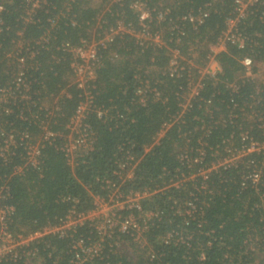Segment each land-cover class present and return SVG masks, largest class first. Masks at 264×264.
<instances>
[{"label":"trees","instance_id":"1","mask_svg":"<svg viewBox=\"0 0 264 264\" xmlns=\"http://www.w3.org/2000/svg\"><path fill=\"white\" fill-rule=\"evenodd\" d=\"M236 7L237 0H0V209H12L9 230L37 234L134 193L149 195L117 214L141 227L143 215H156L139 241L136 230L118 227L101 241L85 222L0 264H74L83 259L74 249L80 241L100 245L80 264H264V148L248 151L264 146V79L253 77L264 66V0L237 19L243 46L228 42L213 59L219 69L203 71ZM120 27L99 50L91 91L103 115L88 117L91 149L70 157L69 125L84 97L64 45Z\"/></svg>","mask_w":264,"mask_h":264},{"label":"built area","instance_id":"2","mask_svg":"<svg viewBox=\"0 0 264 264\" xmlns=\"http://www.w3.org/2000/svg\"><path fill=\"white\" fill-rule=\"evenodd\" d=\"M258 0H237V18L228 20V29L222 34V36L218 39L216 45L211 47V56L210 63H213L217 66V63L213 60L215 55L225 49V46L228 42L236 43L239 46H243L244 39L239 35L236 31V22L237 19L243 18L246 15V10L248 7L257 2ZM33 7H36V3H32ZM134 8L136 11L141 12L142 9L145 11V7L142 3H135ZM146 12V11H145ZM142 14V13H141ZM143 15V14H142ZM147 14L143 15L146 17ZM2 22L0 20V31H1ZM125 28L120 27L117 30H111L107 33L103 38L99 40L93 41H82V43L78 46H71L69 44H65L64 48L69 53L72 54L73 62L71 64V68L73 71V84L77 86L78 89L83 91V102H81L76 110V113L69 125L70 135L69 142L65 146L66 152L70 157H75L76 154L80 151H86L91 149L92 146V132L90 131V127L87 124L88 117L91 113H96L98 117L103 115V112L100 109H96L94 104V97L92 95V85L96 80V71L100 65V56L99 50L101 48H105L114 38L115 35L124 31ZM129 31V29H127ZM143 38L149 39L148 33L146 35H142ZM220 49V51H218ZM179 57L174 55L170 62V69L172 71H177L179 64H177V59ZM174 61L176 62V67L174 66ZM242 64L247 69V74L250 76V70L253 66V62L251 59L246 58L242 61ZM173 67V69H172ZM216 71H208L205 70L204 73L214 74ZM20 81V80H19ZM200 88L199 84H195L192 86V94H196L198 89ZM47 137L54 136L52 133L47 132ZM260 147L257 144H253L248 151L260 150ZM36 154V149L31 148L28 152L30 161L34 162V157ZM132 161V159H130ZM128 163L120 162L119 166L121 169H124L128 166ZM132 172L128 170L127 177L131 178ZM256 178V177H255ZM149 194H141L134 193L126 197L125 200H120V196L111 197L110 201L100 200L97 204V207L94 211L89 212L87 214H76L71 213L65 221H63L60 225L55 227H46L41 232L37 234L23 235V234H14L9 230V217L12 213V209L4 208L0 209V261L4 259L13 260L14 263L17 262L22 256L28 257L31 253H25L20 251L27 248L31 242L39 239L40 237L46 234H60L65 235L70 230H73L77 225H81L85 222H91L94 225L95 230L100 236L101 241L103 237L109 232L112 231L114 227H118L120 231L127 232L130 230H136L135 241H139L140 232L144 231L146 228V223L151 221L153 217L156 215L153 213H147L145 216L143 215L140 219L142 225L141 227L139 223H137L133 218H121L118 211L123 209L125 206L132 207L134 206L141 198L144 196H148ZM114 211L116 210V215L112 217H104L103 230H100L96 226V219L94 216L96 214H102L103 211ZM91 217V218H90ZM118 217V218H117ZM145 217V218H144ZM115 221V222H114ZM134 233V234H135ZM133 234V235H134ZM74 249L79 250L78 253L83 254V259L78 255L77 261L74 264H80L82 261H88L93 259V257L98 256L100 252L99 244H86L83 241L78 242Z\"/></svg>","mask_w":264,"mask_h":264},{"label":"rangeland","instance_id":"3","mask_svg":"<svg viewBox=\"0 0 264 264\" xmlns=\"http://www.w3.org/2000/svg\"><path fill=\"white\" fill-rule=\"evenodd\" d=\"M140 13H142L143 15L147 14L145 11H143V9H142V11ZM218 51H220V49ZM177 64H179V63H177ZM175 65H176V62L174 61V66ZM172 69H173V67H172ZM205 70H208V71H211V72L212 71H217V66L215 64H213V63H210ZM205 70H203V71H205ZM250 76H253V75L250 74ZM253 77L259 79L260 81L263 80L264 79V66H260L258 75H254ZM113 215H116V210H114V211L108 210V211H103L102 214H96L94 216V218L96 219V226L100 230L105 229L106 227L103 228L104 217H109V216L112 217Z\"/></svg>","mask_w":264,"mask_h":264}]
</instances>
